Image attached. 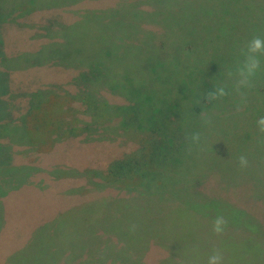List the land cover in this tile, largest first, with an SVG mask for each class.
I'll return each instance as SVG.
<instances>
[{"label":"trees","instance_id":"trees-1","mask_svg":"<svg viewBox=\"0 0 264 264\" xmlns=\"http://www.w3.org/2000/svg\"><path fill=\"white\" fill-rule=\"evenodd\" d=\"M80 1L82 0H0V28L4 23H16L38 29L31 22L19 20L42 7L74 5ZM137 1L139 4L149 2L152 7L155 3L153 0ZM116 9L114 5L103 9L78 11L73 25H65L56 19L50 20L40 26V35L47 41L42 42L38 49L23 51L13 56L0 54V68L8 73H11L10 70H20L18 68L27 69L42 65L77 70L72 81L69 80V84L75 85L73 92L43 87L31 89L25 88L23 84L7 85L0 94V139L6 138L11 144L26 146L27 149L41 153L50 151L58 141L72 137H82L89 148L96 147V141H115L118 148L124 142L134 143L128 149L111 156L101 166L89 162L90 165L74 171L75 176L85 178L87 185L99 188L113 187L135 193L125 198L113 197L103 201L109 210L117 212L113 217L106 216L97 221L91 220L90 213L82 217V232L85 231L87 238L80 250L87 254L91 263L103 262V258L97 259L102 252V255L105 254L113 263L118 261L120 264H141L137 259L129 262L131 251L138 250L142 259L143 251L153 242L160 244L168 252L166 257L159 260L161 264H205L206 255L213 247L223 251L224 264H264V201L261 198L264 196V180L246 189L248 193H245L240 201L233 195L234 187L227 190V197L234 198L230 200L232 204L224 205L212 197L214 191L207 189L208 178L202 180L205 176L202 169L187 165L192 153L186 151L184 143L186 128L199 127L200 113L212 111V105L205 107L206 100L202 96L207 92L202 91L191 98L196 104L192 109L197 118L196 123L188 118L182 122H178L177 118H165L162 114L166 110V116H175V108L181 101L172 100L165 103L164 98L157 94L156 88L143 83L149 81L152 84L157 83V86L164 83L160 80L161 66L166 57L163 41H157L156 51L150 52V70L143 69L138 75L139 78L132 80L129 71L130 60L126 59L122 63V58L130 55L128 50L132 43L111 40L103 42L100 35L89 28L93 25L88 26L91 20L99 21L94 27L105 25L98 28L97 32L103 38L112 36L108 31H115L113 27L117 23ZM0 51H3L1 45ZM173 63L174 61L172 66ZM258 88L263 92L264 84L261 82ZM177 92L181 96L187 93L182 82L178 83ZM109 95H118L122 100L114 102ZM197 100L200 102L196 103ZM14 101L23 109L22 112L13 114L8 111L12 109ZM1 112L8 115L2 117ZM229 113L230 117L226 113L227 122L218 118L215 135L221 138L216 137L215 141L219 145L225 134L235 127L232 124L227 126L231 123L230 118L233 121L234 118L239 119L240 113L237 114L233 109L229 110ZM216 115L222 117L224 113L219 112ZM248 124L250 126L252 122ZM224 127L228 128L224 131ZM236 129L237 127L233 130ZM14 137L19 138L15 141ZM118 137L123 142L116 140ZM223 142L228 149L234 141ZM214 148L216 146L212 143L211 151H214ZM60 167L54 166L49 170L54 178L67 176V169ZM36 169L33 164L0 165L2 209V196L14 189L16 182L24 184ZM198 171L199 176L186 183L187 179ZM87 185L73 191L86 193L90 188ZM254 194L262 201L253 197ZM139 201L141 206L137 209L134 202ZM244 201L248 204L246 210L241 208ZM75 207H71L68 212L59 213L77 216ZM221 210L230 214L235 223L244 222L251 225L252 230L248 237L233 240L230 246H224L226 232L219 237L212 235L209 230L210 220ZM1 213L3 214V210L0 211L2 225ZM47 224L41 231L50 227L51 224ZM130 225H137L136 230L130 231ZM164 226L166 231H163ZM100 227L102 234L99 232ZM90 229L94 232H90ZM45 234L41 232V235ZM111 234L115 235V240L110 237ZM232 234L233 232H228V235ZM54 235L63 236V232L55 230ZM134 239L141 246H135ZM195 243L198 245H194ZM76 248L73 245L66 246L63 253L71 255L80 251ZM14 250L8 254L6 264H12L22 255L15 254L19 251L17 248ZM124 257L127 262L121 261ZM71 260H65L64 264H73Z\"/></svg>","mask_w":264,"mask_h":264},{"label":"rangeland","instance_id":"rangeland-1","mask_svg":"<svg viewBox=\"0 0 264 264\" xmlns=\"http://www.w3.org/2000/svg\"><path fill=\"white\" fill-rule=\"evenodd\" d=\"M153 1H155L153 7L149 2L139 1V4L137 0H82L74 5L42 7L19 20L31 22L38 29L20 26L16 23L2 24L0 28V43L2 44L0 45L3 51H0V54L5 55L6 53L8 56H13L23 51L38 49L42 42L47 41L40 35L42 31L40 26L50 20L56 19L65 25H73L78 11L103 9L116 5L117 23L113 27L115 31L114 33L111 29L108 31L112 36L103 38L97 32L98 28L105 25L94 27V24L99 21L91 20L88 26L93 25V27L89 28L95 30V34H99L103 42L111 40L132 43L128 50L130 55L122 58V63L126 59L131 62L129 71L132 80L136 79L143 69L150 70V52L156 51L157 41H163L166 57L161 66L160 80L164 83L162 86L149 81L143 83L156 88L157 94L164 98L165 103L172 100L181 101L175 108L177 112L175 116H166L168 113L166 110L162 114L165 118H177L178 122L188 118L195 122L197 118L192 109L196 104L191 98L196 97L202 91H213L215 81L222 79L221 73L234 62L238 48L253 34H264V0ZM172 61H174L173 66ZM18 69L20 70H10L11 73H8L0 68V94L10 83L23 84L25 88L31 89L43 87L56 91H75V85L69 84L77 73L75 68L64 69L42 65ZM179 82L186 87L187 93L184 96L177 92ZM261 82L264 84V80H261L259 85ZM109 97L114 102L122 100L118 95H109ZM20 98L17 97V99ZM18 107V103L14 101L12 109L8 111L13 114L22 112L23 109ZM231 109L234 110V105L230 98L212 105L211 112L214 113L215 126L211 130V141L216 148L214 151L206 150L201 154L194 151L187 160V165L202 169L205 173L202 180L205 181L208 178L209 181L207 189L213 190L212 197L224 205L232 204L230 200H234L232 197H227V190L234 187L233 195L240 201L244 194L248 193L246 189L264 180V137L252 131V129L256 130L254 122L257 117L264 115V91L261 92L257 88L256 92L250 96L247 108L238 115L239 119L234 118L233 121L230 118L231 123L227 126L232 124L237 129L233 130L235 128L233 127L225 134L223 141H234L226 149L227 145L223 141L220 143L221 146L216 143L215 138L221 137L215 135V128L219 121L218 118L224 121L227 118L226 113L229 117L231 116L229 113ZM219 112H223L225 116L216 115ZM7 115L6 112H1L2 117ZM249 122H252V125L249 126ZM227 128L224 127L223 130ZM18 138L14 137L15 141ZM116 140L123 142L120 137ZM109 142L96 141L94 143L96 147L89 148L82 137H72L58 141L50 151L41 153L27 149L26 146L11 144L6 138L0 139V165L33 164L37 167L24 184L20 185V182H16L14 189L1 198L3 209L0 207V211L3 210V214L1 213L3 224H0V264H6L8 254L16 248L19 251L15 254L21 253L22 255L12 264H64L67 259H72L73 264L91 263L87 254L80 250L87 238L85 231L82 232V217H86L88 213H90L91 220L96 221L106 216L113 217L117 215V212L113 209L109 210L103 201L135 194L125 189L87 185L84 177L74 175L75 170L90 165L89 162L101 166L111 156L134 144L124 142L125 144L122 143L118 148L116 147L118 143ZM241 153H246L251 162V167L246 172H238L235 168L234 161ZM54 166L67 169V176L54 178L49 172ZM197 176H199V171L191 175L186 183ZM82 185L90 187L88 191H85L86 193L73 191L78 190L77 188ZM252 196L258 201H264V196L261 197L262 200L257 197V194ZM134 204L137 209H140L141 201L134 202ZM73 206H76L77 216L72 217L59 213L68 212ZM241 208L246 210L248 204L244 201ZM224 214L230 221L226 230L227 237L224 238V246H230L233 240L248 237L252 230L251 225L244 222L235 223L229 216L230 214ZM48 222L51 224L50 227L41 231L46 228ZM252 222L253 219L250 220L251 224ZM55 230L63 232V236L56 237ZM163 231H166L165 226ZM41 232L46 234L41 235ZM90 232L94 230L90 229ZM99 232L102 234V229ZM228 232H233V234L228 235ZM110 237L113 240L116 238L113 234ZM133 243L135 246H141L135 239ZM70 245L77 247L76 249L80 251L71 255L63 253L65 247ZM97 250L101 251V249ZM81 251L82 253H79ZM167 255L168 252L164 247L150 242L143 251L142 259L138 250L131 251L129 262L137 259V262L141 264L142 262L143 264H161L159 260ZM105 256L100 252L97 259L103 258V262L91 264H120L118 261L113 263ZM121 261L127 262V259L124 257Z\"/></svg>","mask_w":264,"mask_h":264},{"label":"clouds","instance_id":"clouds-1","mask_svg":"<svg viewBox=\"0 0 264 264\" xmlns=\"http://www.w3.org/2000/svg\"><path fill=\"white\" fill-rule=\"evenodd\" d=\"M222 79L215 81L213 91L202 94L206 105H213L230 98L234 111L239 114L245 110L261 80H264V34H253L239 48L234 62L221 73ZM200 101L197 100L196 103ZM256 132L264 137V115L255 120ZM215 126L214 113L202 111L199 115V127L186 128L184 143L190 154L194 151L211 150V130ZM235 168L238 172H246L251 167L249 156L241 153L236 157ZM229 220L224 212L217 211L210 220L209 230L214 236H223L228 229ZM137 225H130L129 230L135 231ZM205 264H224V254L219 248H211L206 255Z\"/></svg>","mask_w":264,"mask_h":264}]
</instances>
